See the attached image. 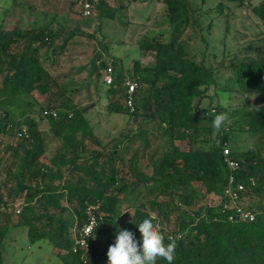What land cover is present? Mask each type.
Segmentation results:
<instances>
[{"label":"trees","instance_id":"16d2710c","mask_svg":"<svg viewBox=\"0 0 264 264\" xmlns=\"http://www.w3.org/2000/svg\"><path fill=\"white\" fill-rule=\"evenodd\" d=\"M158 1L167 20L179 31L167 40L162 32L138 40L143 53H152L153 65H143L139 59L133 60L126 71H115L114 59L107 65L116 82L108 85L109 89L117 86L118 96L109 100L106 112L130 115L140 136L159 131L164 146L148 151L146 140L139 136L136 148L127 145L134 135L125 137L130 142L116 141L107 147L96 137L85 106L73 104L70 97L56 108L45 107L56 109V117L44 114L33 97V92L50 95L59 90L57 77L44 65L40 49L53 51L58 37L64 36L59 46L62 50L76 31L53 26L52 22L11 29L0 26V132L8 129L16 136V130L25 126L28 133L6 148L15 162L6 166L1 186L21 203L13 223L7 209L9 201H3L0 192V203L6 207L5 211L0 208V264L10 225L26 227L30 242L46 240L64 251L63 264H81L83 254L87 264H107V250L119 227H133L137 235H142L135 223L152 211L157 224L162 223L159 229L165 238L171 235L176 241L173 264H264V102L252 106L247 99L259 95L264 101V49H258L256 57L230 58V85L223 89H238L245 99L239 107H227L220 103L218 90L213 94L209 91L216 85L212 67L189 56L186 44L179 40L193 21L189 1ZM93 4L100 21L116 16V9L105 0ZM251 10L264 23V0L252 5ZM125 73L138 82L133 111L123 103L125 92L120 79ZM220 113L231 120L228 131L224 130L226 122L219 130L213 126L215 115ZM36 115L47 119L57 142L44 162L40 159L45 153L44 134ZM231 131L252 133L260 142L244 150L229 146L227 157L238 162L236 169L227 165L223 155ZM176 140H185L187 149L177 146ZM87 141L101 148H91ZM121 146L131 153L125 167ZM143 158L145 163L141 162ZM146 164L150 173L144 171ZM231 173L246 184L241 199L251 195L261 198L254 205L240 202L254 212L253 220L240 219L231 206H224V189ZM251 177L254 185L249 184ZM208 195L217 203L200 201ZM144 196L147 209L137 206ZM121 200L136 205L128 222L120 220ZM86 203H98L97 224L88 249L73 251L74 228L86 220ZM172 214L176 215L174 230L166 226ZM156 264L167 261L158 259Z\"/></svg>","mask_w":264,"mask_h":264},{"label":"rangeland","instance_id":"374dc122","mask_svg":"<svg viewBox=\"0 0 264 264\" xmlns=\"http://www.w3.org/2000/svg\"><path fill=\"white\" fill-rule=\"evenodd\" d=\"M188 1L192 9L190 19L193 21L182 31L179 40L186 44L189 56L196 61L203 60L205 65L214 70L216 85L210 88V93L218 90L221 104L231 108L239 107L243 104L245 95H241L238 89L224 90L230 85L227 79L232 74L228 63L230 58L236 60L245 56L256 57L258 49H264V23L251 10L252 5L260 0ZM105 2L109 7L116 9V16L103 17L100 21L96 16L97 9H94V15L89 19L83 18L74 0H0V26L11 29L14 26L30 27L32 24L52 22L53 26L56 24L65 30L76 31L62 50H59V46L64 36L58 37L53 51L51 49L45 51L44 47L39 51L44 65L57 77L59 83L58 92L56 90L50 95L33 92V97L42 107V111L45 107H55L61 100L70 97L73 104L85 106L86 117L93 126L96 137L107 147H111L116 141L121 143L131 141L127 145L136 148L140 137L146 140L147 151L158 149L159 145L164 146L160 143L159 131L140 136L138 127L130 115L106 112V104L118 94L117 86L110 90L103 81V76L111 59L115 61V71H126L132 66L133 60L138 58H142L140 62L143 65H153L152 53L143 54L138 40L157 36L160 32L164 33L163 38L167 40L171 34L178 33L179 27L174 29L170 24L164 15L163 4L158 0H105ZM247 99L252 106H260L264 102L259 95H251ZM216 101L217 97L214 94L213 102ZM35 118L44 134L45 153L40 158L44 162L52 155L57 142L49 131L47 119L40 115H36ZM230 122V118L227 117L225 131H228ZM127 135H134L135 138L127 141L125 139ZM255 139L256 136H252V133L231 131L226 147L248 149L260 144ZM18 141H20L18 137L8 129L0 132V192L3 193L1 199L9 201L7 209L13 223L17 218L14 204L16 201L7 195L1 185L4 183L6 166L12 161L15 162L11 157V151L6 148ZM87 143L91 148H101L92 141ZM175 143L181 149L188 147L185 140H176ZM120 150L125 167L126 159L131 153L126 152L123 146ZM141 162L145 163L146 159L143 158ZM144 171L150 173L151 168L146 164ZM261 198L264 200L263 196ZM261 198L251 195L242 199L241 203L245 206L254 205L256 199ZM146 199L147 197H142L137 206L147 209ZM200 201L216 204L218 200L208 195ZM119 207L122 213L120 220L130 221L136 205L128 200H121ZM0 208L2 211L6 210L1 203ZM150 214L155 215V212L152 211ZM175 217V214L168 217L167 229H175ZM158 225L162 226V223ZM63 252L46 240L30 242L26 227L10 225L2 254V264H63Z\"/></svg>","mask_w":264,"mask_h":264},{"label":"built area","instance_id":"2783aa9c","mask_svg":"<svg viewBox=\"0 0 264 264\" xmlns=\"http://www.w3.org/2000/svg\"><path fill=\"white\" fill-rule=\"evenodd\" d=\"M74 2L78 5L80 9V13L83 17H90L94 15V4L92 0H74ZM103 81L107 85H115V78L112 72V68L110 66H107V68L104 71ZM120 83L122 87L124 88L125 97L123 98L124 105L128 108L129 111L134 110V102L133 97L135 90L138 86V82L136 79L130 77L127 74H124V76L121 77ZM44 114H50L53 117L57 116V111L54 108H45L43 110ZM27 129L25 126H22L21 128L16 130V137L18 138H24L27 137ZM229 148L224 147L223 148V155L225 157V161L227 162V165L231 169H236L238 166V162L234 159H231L227 157L229 154ZM255 179L250 178L249 184L254 185ZM246 184L242 182L241 180H237L234 176V174H229L227 179V184L224 189V197H226V201L224 203V206L228 205L231 206L236 215L243 220H253L255 218V214L253 211L244 208L240 205L241 202V194L246 191ZM21 201H19L15 205V211H19V204ZM99 207L98 203H86L85 206V213H86V220L80 225H76L74 228V241L72 245V250H84L86 251L89 247V240L91 238L92 231L97 224V208ZM158 225V224H157ZM159 227V225H158ZM81 264H87V258L83 254L81 256Z\"/></svg>","mask_w":264,"mask_h":264},{"label":"clouds","instance_id":"9594fccd","mask_svg":"<svg viewBox=\"0 0 264 264\" xmlns=\"http://www.w3.org/2000/svg\"><path fill=\"white\" fill-rule=\"evenodd\" d=\"M226 120L224 113L217 114L213 126L219 130ZM135 226L142 235H137L133 227H119L115 241L107 250V264H156L158 259L173 264L176 258V241L171 235L165 238L155 218L145 215Z\"/></svg>","mask_w":264,"mask_h":264},{"label":"crops","instance_id":"0c3cea01","mask_svg":"<svg viewBox=\"0 0 264 264\" xmlns=\"http://www.w3.org/2000/svg\"><path fill=\"white\" fill-rule=\"evenodd\" d=\"M143 53V52H142ZM143 54H145V53H143ZM153 57V56H152ZM139 59V58H138ZM142 58H140L139 60H141ZM121 71H124V70H121ZM16 202L14 203V204H17L20 200H15Z\"/></svg>","mask_w":264,"mask_h":264}]
</instances>
